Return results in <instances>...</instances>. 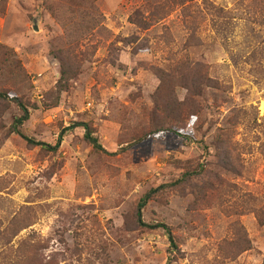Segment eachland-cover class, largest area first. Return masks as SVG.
<instances>
[{
	"label": "rangeland",
	"instance_id": "1",
	"mask_svg": "<svg viewBox=\"0 0 264 264\" xmlns=\"http://www.w3.org/2000/svg\"><path fill=\"white\" fill-rule=\"evenodd\" d=\"M182 1L0 0V221L32 216L26 264H264V3Z\"/></svg>",
	"mask_w": 264,
	"mask_h": 264
},
{
	"label": "trees",
	"instance_id": "2",
	"mask_svg": "<svg viewBox=\"0 0 264 264\" xmlns=\"http://www.w3.org/2000/svg\"><path fill=\"white\" fill-rule=\"evenodd\" d=\"M188 0H183L178 6H185L187 4ZM262 3H264V0H261ZM175 5V4H174ZM262 5V4H261ZM212 6V5H211ZM256 10H259V14L263 17L262 20L264 22V5L260 8H257ZM219 15H226L228 14V11H224L223 9H218L217 10ZM264 52V47L263 51ZM61 78L58 83V91L60 93L64 92L65 90L68 89L69 82L75 78V74L71 69V66L67 67V64L65 62H62L61 65ZM10 99V98H9ZM11 99H14L13 97ZM25 114L23 117L18 119L16 121V124L22 125L24 121L27 120L28 118V112L25 107H23ZM67 131V130H66ZM86 133V139H89L94 146L97 149H102L101 146L99 145L98 141L96 138H94L92 135V132L90 128H88ZM167 133H171L175 136H178L185 141L194 143V140L192 139V135H188L187 132L180 131L178 129H173V128H168L166 129ZM161 135L163 133L159 132ZM155 135V134H154ZM153 135V136H154ZM26 140L31 144V145H37L41 146L42 148H48L46 144L37 142L35 140L26 138ZM56 149V148H55ZM204 168L201 167V171H192V172H187L183 174V176L176 181L178 183L186 182L191 179H193L195 176L199 175V173H202ZM147 199H150L149 196L144 198L142 202L139 204L138 208V222L141 224L142 227H148L151 229H159L163 228L166 230L167 235L169 236V239L171 241V244L173 245V248L176 249L177 245L175 242V238L172 234L171 229L164 225V224H157L153 226H148L144 224L143 219H142V211L144 207L146 206ZM32 216L30 214H20L15 216L12 221L9 223L7 226H3L0 221V264H26V261L29 257L30 260L37 258L39 260H43V254L42 251H44V246H42L40 237H38L35 233L32 235L30 238H33L34 240L29 242L26 241L25 239H22L20 242H15L16 239L20 236V234L25 230L28 229L30 226H26L25 223L28 219H31ZM28 238V239H30Z\"/></svg>",
	"mask_w": 264,
	"mask_h": 264
},
{
	"label": "clouds",
	"instance_id": "3",
	"mask_svg": "<svg viewBox=\"0 0 264 264\" xmlns=\"http://www.w3.org/2000/svg\"><path fill=\"white\" fill-rule=\"evenodd\" d=\"M195 118L193 117V120H194Z\"/></svg>",
	"mask_w": 264,
	"mask_h": 264
}]
</instances>
